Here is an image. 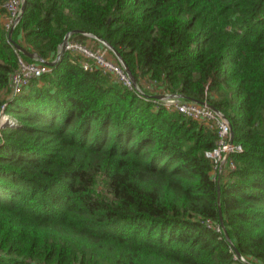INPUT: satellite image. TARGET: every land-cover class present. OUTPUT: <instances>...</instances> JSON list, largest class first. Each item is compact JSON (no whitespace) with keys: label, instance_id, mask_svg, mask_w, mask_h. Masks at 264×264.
<instances>
[{"label":"trees","instance_id":"1","mask_svg":"<svg viewBox=\"0 0 264 264\" xmlns=\"http://www.w3.org/2000/svg\"><path fill=\"white\" fill-rule=\"evenodd\" d=\"M24 4L12 41L0 22V92L19 56L33 60L13 42L52 61L68 33L104 40L145 92L63 51L0 97V264H264V0ZM144 85L229 121L242 151L222 168L219 202L205 155L215 133Z\"/></svg>","mask_w":264,"mask_h":264},{"label":"built area","instance_id":"2","mask_svg":"<svg viewBox=\"0 0 264 264\" xmlns=\"http://www.w3.org/2000/svg\"><path fill=\"white\" fill-rule=\"evenodd\" d=\"M23 1L24 0H0V22L7 31L11 28L14 29L20 21ZM67 35L68 37L63 51H67L71 55V61L73 63H78L82 69L86 71L98 70L108 75L112 81L135 90L141 95L144 94V88L131 78L123 63L114 55L111 49L106 44L99 41L97 37L89 33H84L86 40L81 41L70 38L71 33ZM61 47L62 43L58 53ZM108 54L113 59L109 58ZM49 71L50 66L43 63L37 57H34L31 61H26L19 56L18 66L10 74L8 80L10 95L15 96L20 94L31 80L39 78L42 74ZM144 87L150 89V91H153L155 94H164L165 97L159 99V101L167 110L177 111L188 118L197 120L205 124L207 128L215 133V145L212 149L206 151L205 155L213 164V173L216 179L220 177L222 168L227 161L231 169L235 167L234 162L229 159V156L232 153L241 152L242 146L233 141L229 121L223 114L221 115V113L206 102H196L186 100L176 94L161 93V89H152L148 85H144ZM4 106L5 104L2 105L0 111V127L8 120V116L3 112ZM206 223L211 224V221L206 220ZM216 229H218L217 226ZM234 258H240L244 262H248L245 258L243 259V257L238 255L234 256Z\"/></svg>","mask_w":264,"mask_h":264},{"label":"water","instance_id":"3","mask_svg":"<svg viewBox=\"0 0 264 264\" xmlns=\"http://www.w3.org/2000/svg\"><path fill=\"white\" fill-rule=\"evenodd\" d=\"M24 9H25V4H24V1H23L22 6H21L22 13H23ZM12 31H13V28H11V29L8 31V39H9L10 41H12V40H11V33H12ZM78 32H79V31H78ZM67 37H68V35L63 39L62 47H61V49H60L59 53L57 54V56H56V58H55L54 61H42V60H41V61H42L43 63H45L46 65L53 66V65L59 60L60 55L63 53V48H64V46H65V44H66ZM97 39H98L99 41L103 42L104 44H106V45L111 49V51L114 53V55H115V56H116V57H117V58L123 63V65H124V67L126 68L128 74H129V75L131 76V78L133 79L131 73L129 72L128 68L126 67L125 63L122 61V59L120 58V56L118 55V53H117V52H116V51H115V50H114L109 44H107L104 40H102V39H100V38H97ZM13 44H14L15 48L17 49V51L21 52L23 55H25V56H27V57H30V58H34V57H36V54H35V53L26 51L23 47H21V46H20L19 44H17V43H14V42H13ZM133 80H134V79H133ZM178 96L182 97L181 95H178ZM154 97L157 98V99H163V98L165 97V95H164V94H157V95H154ZM215 110H216V109H215ZM216 111H217V110H216ZM218 112H219V111H218ZM219 113H220V112H219ZM221 115H222V113H221ZM231 134H232V136H233V132H232V131H231ZM216 182H217V201L219 202V198H220V184H219V177L216 179ZM218 212H219V217H218L219 226H220L221 229L223 230V233H224L225 238H226L228 241H230L229 235H228V233H227V231H226V229H225V226H224V222H223V218H222V215H221V210H220L219 205H218ZM234 251H235V253H236L238 256H240V253H239L236 249H234Z\"/></svg>","mask_w":264,"mask_h":264},{"label":"rangeland","instance_id":"4","mask_svg":"<svg viewBox=\"0 0 264 264\" xmlns=\"http://www.w3.org/2000/svg\"><path fill=\"white\" fill-rule=\"evenodd\" d=\"M108 57L109 58H111V59H113L111 56H109V54H108ZM0 97L1 98H3L4 99V101H6V100H8L10 97H11V95H10V90H9V88L7 87V88H5V89H3V90H1V92H0ZM4 104V103H3ZM1 111V110H0ZM98 185H97V190L98 191H102V178H98Z\"/></svg>","mask_w":264,"mask_h":264}]
</instances>
